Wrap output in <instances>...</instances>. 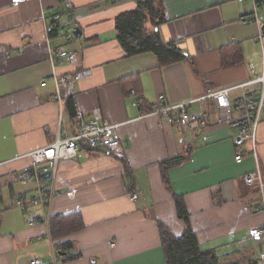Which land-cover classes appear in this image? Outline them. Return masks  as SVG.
Returning <instances> with one entry per match:
<instances>
[{
  "label": "crops",
  "instance_id": "1",
  "mask_svg": "<svg viewBox=\"0 0 264 264\" xmlns=\"http://www.w3.org/2000/svg\"><path fill=\"white\" fill-rule=\"evenodd\" d=\"M141 1L31 0L13 5L0 0V264L34 259L43 264H165L157 223L175 236L185 228L175 196L182 198L202 249L215 248L219 254L244 250L264 264L261 248L247 237L249 228L264 226V211H257L264 187L261 191L243 181L244 175L258 171L264 183V120L254 147L247 142L234 148L237 131L229 122L217 121L212 101L191 107L207 119L202 130L186 131L147 115L161 98L177 104L198 99L209 88L241 84L253 77L250 65L260 75L263 52L256 36L264 21L258 9L253 12L251 0H160L162 19L147 17L146 33L156 31L163 43H174L185 55L160 66L152 53L128 56L117 39V18L135 11ZM262 1L257 0L258 7ZM65 2L77 11H68ZM55 13L67 31L78 27L79 36L65 41L48 35ZM242 18L252 22L243 24ZM61 46L76 52L78 64L60 65L57 74L91 72L65 94V128L76 130L77 113L85 122L118 124L125 158L81 146L74 159L58 164L50 224L30 226L13 197L32 193V185L17 178L30 164L25 155L55 138L59 107L49 53ZM132 90L138 108L132 105ZM239 95L233 90L231 102ZM238 154L243 156L240 163L235 161ZM166 165L169 186L162 177ZM132 193L135 201L129 198Z\"/></svg>",
  "mask_w": 264,
  "mask_h": 264
},
{
  "label": "built area",
  "instance_id": "2",
  "mask_svg": "<svg viewBox=\"0 0 264 264\" xmlns=\"http://www.w3.org/2000/svg\"><path fill=\"white\" fill-rule=\"evenodd\" d=\"M31 0H10L11 4L18 5ZM253 12L258 9L257 0H251ZM65 8L75 13L77 10L69 3L65 2ZM60 15L55 13L53 21L47 28V34L55 33L65 41L71 40L74 35L65 29L59 22ZM243 24H250L252 20L242 18ZM255 22L259 25V18L255 17ZM256 39L260 42L263 52V69L260 75H256L252 66L250 70L253 77L235 86L222 88H209L205 94L198 98L180 102L177 104H166L161 101L147 115L159 117L170 126H177L186 131L202 130L207 125L205 115L198 114L191 110L194 103L212 101L217 111L218 122H229L230 127L237 131L233 144L235 148L242 147L247 142L255 146V138L258 126L264 120V30L260 27ZM8 55V52H5ZM49 61L52 69L51 81L54 86V101L59 107V120L54 141L48 146L28 152L25 156L30 160V164L24 167L18 174V180L25 185H32V193L17 194L13 197V203L28 216L30 226L42 222L50 224L52 213L51 203L57 195L55 189V176L58 164L61 161L74 159L82 145L89 147L105 146L110 155L118 160L125 158V143L119 137L118 124H112L104 119L82 120V114L77 113L80 123L73 133H69L63 122V103L65 94L71 89L74 83L84 76H88L89 70L77 71L73 74L59 75L57 70L60 65L66 64L76 66L78 64L77 54L74 51L64 49L62 46L49 53ZM44 85V83L42 84ZM239 90L240 95L234 103L231 102L230 93ZM134 96L132 105L140 106V101L136 98V92L131 91ZM243 156L238 154L235 161L240 163ZM1 165V164H0ZM243 181L246 186L257 185L263 191L264 183L258 171L244 175ZM130 200L135 201L137 195H129ZM31 209H37L38 214H34ZM258 210L264 211V197ZM248 239L253 243L262 244L259 252V259L264 261V226H254L247 232ZM30 264H43L41 260L34 259Z\"/></svg>",
  "mask_w": 264,
  "mask_h": 264
},
{
  "label": "trees",
  "instance_id": "3",
  "mask_svg": "<svg viewBox=\"0 0 264 264\" xmlns=\"http://www.w3.org/2000/svg\"><path fill=\"white\" fill-rule=\"evenodd\" d=\"M161 12L160 0H142L135 11L117 18V39L128 56L152 53L160 66L179 62L185 57L174 43H163L156 31L151 34L146 33L147 17L153 16L160 21ZM166 169L167 165L163 168L162 177L165 185L169 186ZM254 186L258 188L257 185ZM175 204L177 216L185 222L182 234L175 236L160 222L157 223L165 264H258L257 259L244 250L219 254L215 248L202 249L189 225L188 212L182 198L175 196ZM258 245L260 248L263 247L262 244Z\"/></svg>",
  "mask_w": 264,
  "mask_h": 264
},
{
  "label": "water",
  "instance_id": "4",
  "mask_svg": "<svg viewBox=\"0 0 264 264\" xmlns=\"http://www.w3.org/2000/svg\"><path fill=\"white\" fill-rule=\"evenodd\" d=\"M263 2V1H262ZM261 21H264V16L261 17L260 19ZM73 34L75 37L79 36L80 30L78 27L73 28L72 30ZM85 146L86 149L91 150V151H95V152H103L105 154H110L109 150L105 147V146H97V147H89L87 145H82Z\"/></svg>",
  "mask_w": 264,
  "mask_h": 264
},
{
  "label": "rangeland",
  "instance_id": "5",
  "mask_svg": "<svg viewBox=\"0 0 264 264\" xmlns=\"http://www.w3.org/2000/svg\"><path fill=\"white\" fill-rule=\"evenodd\" d=\"M262 0H259V2ZM258 14L260 17L264 16V0L262 2V6L258 7Z\"/></svg>",
  "mask_w": 264,
  "mask_h": 264
},
{
  "label": "bare ground",
  "instance_id": "6",
  "mask_svg": "<svg viewBox=\"0 0 264 264\" xmlns=\"http://www.w3.org/2000/svg\"><path fill=\"white\" fill-rule=\"evenodd\" d=\"M251 66V65H250ZM235 148V147H234ZM255 149V148H254Z\"/></svg>",
  "mask_w": 264,
  "mask_h": 264
}]
</instances>
